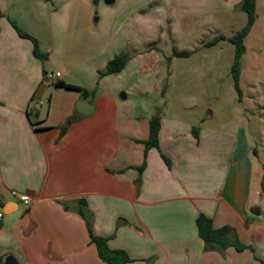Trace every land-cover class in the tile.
Wrapping results in <instances>:
<instances>
[{
    "label": "crops",
    "instance_id": "0c3cea01",
    "mask_svg": "<svg viewBox=\"0 0 264 264\" xmlns=\"http://www.w3.org/2000/svg\"><path fill=\"white\" fill-rule=\"evenodd\" d=\"M103 3L111 5L99 0L98 9ZM105 12L95 17L94 0H0V264H106L77 212L79 200L94 216L93 232L108 237L111 249L125 250L128 264H262L264 35L262 45L247 44L258 19L245 40L242 100L232 76L228 88L222 83L233 63L223 70L218 44L230 43L204 46L197 98L184 96L183 113H173L168 93L162 98L168 106L161 113L160 150H149L138 189L142 142L163 87V79L151 86L150 74L163 63L155 50L141 53L140 23L123 34L116 23L111 31ZM213 15L223 25L232 12ZM11 21L38 40L49 55L45 62ZM128 50L122 72L99 77L110 60ZM46 73H61L58 81L95 90L93 102L48 82ZM80 99L95 112L80 115L61 136L60 127L77 113ZM236 103L240 109L228 110ZM44 105L47 113H41ZM13 193L27 195L31 205ZM200 214L212 219L215 229L233 227L253 251H206L196 223Z\"/></svg>",
    "mask_w": 264,
    "mask_h": 264
},
{
    "label": "rangeland",
    "instance_id": "374dc122",
    "mask_svg": "<svg viewBox=\"0 0 264 264\" xmlns=\"http://www.w3.org/2000/svg\"><path fill=\"white\" fill-rule=\"evenodd\" d=\"M98 3L99 0L97 3L94 2L95 17L98 18L104 13V9H108L109 12H105V15L111 31L116 23V29L121 34L129 32V26L133 23H140L137 32L141 43V53L155 50L159 55V60L163 63L156 72L150 74L151 86L154 82L160 83L163 79L162 92L165 89L164 93L169 94L168 103L172 106L173 113H183L182 99L184 96L191 95L197 98L199 86L195 80L198 77V65L203 56L201 50L204 43L210 42L222 32L235 34L247 22L246 14L240 9L241 0H118L111 5L103 3L100 9H98ZM225 9L230 10L232 15L228 16V22L218 25L217 16L213 13ZM257 22L253 34L247 39L250 48L262 45L260 38L264 35V0H258ZM135 36H137L136 33ZM218 47L223 48L222 56L225 61L223 60L221 64L224 70L226 64L231 66L233 63L235 48L232 44L224 46L223 43H219ZM178 51L190 52L191 56L190 58H178L174 56V53ZM127 52L129 53V50ZM212 53L213 50H209L210 56H213ZM160 72L162 76L159 75ZM199 72L202 73V71ZM172 73L174 77H171ZM206 75H208L207 72ZM189 77L193 81H185ZM223 78L222 83L228 88L232 82L229 70ZM165 94H161L155 100L156 110L161 113L168 106L161 103ZM225 101L228 103L231 98L227 96ZM235 105L234 107L228 106V110L233 112L241 108L238 103ZM37 109H40L39 106ZM40 110L41 113H47V105Z\"/></svg>",
    "mask_w": 264,
    "mask_h": 264
},
{
    "label": "trees",
    "instance_id": "16d2710c",
    "mask_svg": "<svg viewBox=\"0 0 264 264\" xmlns=\"http://www.w3.org/2000/svg\"><path fill=\"white\" fill-rule=\"evenodd\" d=\"M94 2L97 3L98 0H94ZM240 9L247 16L246 25L241 30L236 32L231 37H226L225 35L221 34L213 38L210 42L204 43L205 47H211L217 45L219 42L227 41L235 47V56H234L233 64L230 68V74L234 81V87L239 101H241L243 97V92L240 86V76H241L242 58L246 53L245 40L258 19L257 0H241ZM12 25L21 38L28 39L33 43L34 56L37 59L41 60L42 62H45L48 59L49 55L41 51L38 40L32 37L27 32H25L23 29H21L15 22H12ZM190 55H191L190 52L174 53V56L178 58H188ZM129 59H130V55L128 53H122L120 55L115 56L112 60H110L107 63L106 69L104 71L99 72V77L102 78L104 76L119 74L127 65ZM56 86L71 90H78L82 93V97L85 100H91V102H93L95 97V90L88 91L84 88L74 85H68L61 81H57ZM164 92L165 89L163 90L162 95L165 94ZM29 113H31V111ZM29 116L31 117V114H29ZM79 118L81 117L77 113H75L72 117H70L66 121V123L62 127H60L61 136L66 134L70 126L75 122H77ZM161 126H162L161 112L157 110L156 114L152 117L149 123V137L147 140L142 142L145 146V155L142 166L138 168L139 178L136 181V185L138 189H140L142 184V174L147 165V155L149 150L152 148H156L160 150L159 136H160ZM193 133L195 137H197V128L193 129ZM161 155L163 159L166 161V163L169 165L170 164L169 159L166 158L163 154ZM77 204H78L77 212L84 219L86 223L91 243L95 245L100 259L106 264H128L132 262L131 258L129 257L128 253L125 250L111 249L109 246L108 237L100 236L93 232L92 226H93L94 216L89 211L85 200H79L77 201ZM64 208L66 210H70V206L67 204H64ZM252 211L258 213L257 208H253ZM196 223H197L198 234L200 238L204 241L206 251L223 252L229 247H234L239 252L244 251L246 249H250L253 251L252 247L243 244L239 240L236 230L231 226H225L220 229H215L213 226L212 219H210L204 214H200L198 216ZM261 262L262 264H264L263 261Z\"/></svg>",
    "mask_w": 264,
    "mask_h": 264
},
{
    "label": "built area",
    "instance_id": "2783aa9c",
    "mask_svg": "<svg viewBox=\"0 0 264 264\" xmlns=\"http://www.w3.org/2000/svg\"><path fill=\"white\" fill-rule=\"evenodd\" d=\"M61 78V73H46L45 79L48 82H57L58 79ZM38 104V103H37ZM40 105L43 104V102L39 103ZM34 103H32V107L34 108ZM14 196L18 197L19 200L24 203L26 206H30L32 203V200L27 195H18L17 193H13ZM4 218V213L0 211V223L2 222Z\"/></svg>",
    "mask_w": 264,
    "mask_h": 264
},
{
    "label": "water",
    "instance_id": "95a60500",
    "mask_svg": "<svg viewBox=\"0 0 264 264\" xmlns=\"http://www.w3.org/2000/svg\"><path fill=\"white\" fill-rule=\"evenodd\" d=\"M107 4H113L115 0H105ZM76 112L82 116H90L95 112L94 105L87 101L80 99L76 104ZM8 264H16L13 260H10Z\"/></svg>",
    "mask_w": 264,
    "mask_h": 264
}]
</instances>
